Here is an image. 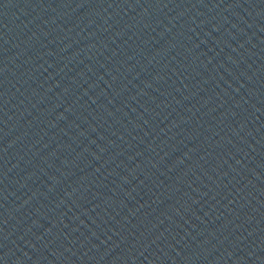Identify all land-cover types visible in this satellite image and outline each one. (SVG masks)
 <instances>
[{"label": "water", "instance_id": "1", "mask_svg": "<svg viewBox=\"0 0 264 264\" xmlns=\"http://www.w3.org/2000/svg\"><path fill=\"white\" fill-rule=\"evenodd\" d=\"M264 61V0H0V203Z\"/></svg>", "mask_w": 264, "mask_h": 264}]
</instances>
